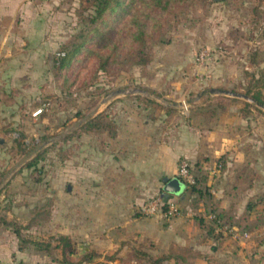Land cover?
I'll return each instance as SVG.
<instances>
[{"label": "rangeland", "instance_id": "374dc122", "mask_svg": "<svg viewBox=\"0 0 264 264\" xmlns=\"http://www.w3.org/2000/svg\"><path fill=\"white\" fill-rule=\"evenodd\" d=\"M91 1L38 0L44 5V19L54 38L53 52L49 46L47 59L34 60L33 76L21 78L24 86L32 84V92L15 96L6 93L7 120L0 123V227L19 232L20 241L25 244L49 243V251H40L46 256V264H102L107 261L103 255L114 251L122 259L109 260L110 264H148L127 259L130 244L137 245L145 237L155 243L153 248H147L153 256L171 248L193 264H228L223 257V245L218 242L222 241L219 239L223 233L218 230L206 236L219 249L212 256L209 250H183L180 248L184 247L168 244L167 235L151 237L142 232L143 228L154 229L149 218L156 215L160 216L158 226L164 227L178 214L189 213L195 220L206 219L203 229L207 233L212 223L208 214L217 211L210 204L208 186L205 185L204 194L196 200L190 189L184 194H170L180 206L177 215H164V206L155 213L147 211L149 202L161 197V173H156L147 194L146 189L130 188L129 198L111 202L110 197H116L122 189L115 187L112 191L110 175L101 176L95 171V136L92 132L85 135L83 127L102 104L107 105L100 112L107 109L114 115L116 110L117 117L126 110L131 111L134 103L138 105L133 106V112L145 109L146 100L137 90L149 89L152 84L177 90L155 92L169 102L181 93L184 109H189L191 100L201 103L204 97H196L197 93L211 87H233L242 92L251 86L254 91L260 88L264 94L262 80L258 79L264 73V0H229L228 3L196 0L168 25L169 41L153 44L152 59L145 66L131 65L113 75H105L96 69V57L84 51L71 66L61 70L57 67L56 52L62 48L69 50L73 41H81L95 25L88 21L93 9ZM201 47L212 52V59L204 64L196 59ZM174 67L180 76L154 78L151 75ZM198 68L200 72L196 73ZM212 73L220 77L217 80L207 77ZM224 74L229 75L223 80ZM116 89L121 92L112 98ZM109 100L113 103L118 100L117 109L111 108ZM38 107L43 112L33 115L32 111ZM146 109L153 111L152 106ZM254 113L264 117L256 110ZM85 145H88L86 149ZM85 159L90 163L88 172L81 170ZM193 172L197 173L194 166ZM135 192L142 197L139 202L132 196ZM60 234L70 235L73 252L61 253V246L53 239ZM122 241L127 244L118 250ZM38 246L34 244L35 249ZM90 250L102 255L91 254L85 258ZM178 262L183 261L178 259ZM164 264H175V261L168 259Z\"/></svg>", "mask_w": 264, "mask_h": 264}, {"label": "crops", "instance_id": "0c3cea01", "mask_svg": "<svg viewBox=\"0 0 264 264\" xmlns=\"http://www.w3.org/2000/svg\"><path fill=\"white\" fill-rule=\"evenodd\" d=\"M43 8L38 0H0V123L7 120L6 93L15 96L32 92V84L24 86L21 78L33 76L34 60L47 59L49 46L53 52L54 38L44 19ZM198 71L199 68L196 73ZM177 72L175 67L164 68L151 75L154 78L180 76ZM218 75L212 73L207 77L217 80ZM211 88L201 89L196 97L219 95L218 98L226 102H222L224 110L210 128L194 124L190 117L197 100L189 101V109H184L181 93L172 102L155 93L176 92L175 89L153 84L149 89L139 88L138 93L154 102L146 101L145 109L133 112V106L138 105L134 103L131 111L126 110L118 117L115 110V131L92 132L95 136L94 169L101 176L110 175L112 191L115 187L122 189L116 197H110L111 202H120L129 198L127 190L130 188L146 189L147 194L156 173L163 174L161 179L164 175L174 176L179 160L188 159L197 173H206L205 185L210 191L212 209L216 208L224 217L223 237L218 241L223 245L224 260L228 264H264V117L254 113L256 110L264 115V105L210 92ZM224 89L236 91L233 87ZM120 91L116 89L112 98L119 96ZM108 103L117 109L119 102L109 100ZM106 105L102 104L96 113ZM150 106L153 111L146 109ZM85 135L90 133L85 132ZM89 167L85 159L81 170L88 172ZM132 196L137 202L142 198L136 192ZM159 218V215L149 218L154 229L143 228L142 232L151 237L167 235L168 244L197 252L209 250V256L219 252L215 243L206 237L198 218L189 217V213L178 214L164 227L158 226ZM19 236L0 227V264L11 260L17 264H46V256L40 254L42 250L35 249L34 243H22Z\"/></svg>", "mask_w": 264, "mask_h": 264}, {"label": "trees", "instance_id": "16d2710c", "mask_svg": "<svg viewBox=\"0 0 264 264\" xmlns=\"http://www.w3.org/2000/svg\"><path fill=\"white\" fill-rule=\"evenodd\" d=\"M196 0H92V13L88 14L89 23H94V27L90 29V34L85 36L81 41H73L72 47L69 50L65 48L59 49L56 52L57 67L66 69L77 60L78 55L86 52L87 55L96 57V69L105 75H113L115 72L127 68L131 65L145 66L153 56V44L155 42L169 41L168 25L173 22L178 13L184 11ZM228 3L229 0H223ZM94 36H96L94 38ZM261 87H264V73L261 74ZM256 79V80H258ZM246 95L253 98L256 102L264 105V94L262 90H252L251 86H247L244 91ZM207 95L201 103L196 104L191 108L190 117L194 124L212 127L218 118V114L224 110L222 101L218 98ZM148 102H154L153 99L144 96ZM234 99V98H233ZM214 100V101H213ZM248 111V110H247ZM43 112V108L42 111ZM115 119L109 110L99 112L91 116L84 124L85 132H113L115 131ZM219 163V162H218ZM221 164V163H219ZM194 182L187 183L188 189L191 190V195L196 199H200L204 194L203 182H205V174L194 173ZM162 204L166 206V198L162 199ZM220 219L223 218L221 212L211 211ZM199 224L204 226L205 219L198 217ZM223 221V220H222ZM224 222V221H223ZM207 230V235H211L214 231L212 224H218V232H222L221 222L212 219ZM19 233V232H18ZM216 233L215 236H218ZM61 246V253L73 252L71 247V237L68 234H60L58 237H53ZM147 241L148 243H146ZM32 243L38 246L37 241ZM127 244L122 241L118 250ZM49 243L44 246H38V249L49 251ZM68 246V249L66 250ZM130 249L127 253V259L145 261L148 264H164L168 259H174L175 264H193L188 261L187 257L176 252L175 250L164 251L156 256L151 255L147 248H153L155 243L149 237L139 241L137 245L130 244ZM188 250V248H180ZM117 251L112 254L103 255L107 261L102 264H110L108 261L122 259L117 256ZM102 255L94 250L88 251L85 258L90 255ZM181 259L183 262H178ZM131 264V263H130Z\"/></svg>", "mask_w": 264, "mask_h": 264}, {"label": "built area", "instance_id": "2783aa9c", "mask_svg": "<svg viewBox=\"0 0 264 264\" xmlns=\"http://www.w3.org/2000/svg\"><path fill=\"white\" fill-rule=\"evenodd\" d=\"M196 59L200 64H204L212 59V52L210 49L207 47H201L196 54ZM42 111L41 107H38L37 109L32 111L33 115H37ZM220 164L217 165L219 167ZM176 175L179 176L182 180H184L186 183H193L194 182V172H193V166L190 163V161L186 158H181L178 162L177 166V172ZM162 197H155L153 198L148 206H147V211L150 213H155L156 210L160 209L163 204H162ZM180 206L177 201H175L172 197H167L166 198V206L165 210L163 211V214L166 216L170 215H177L179 213ZM209 217L211 219H216L217 222H221L222 225L220 226L222 229L224 227L223 221L217 217L215 213H210ZM216 230L219 229L218 224H215ZM6 264H17V262L11 260L7 262Z\"/></svg>", "mask_w": 264, "mask_h": 264}, {"label": "water", "instance_id": "95a60500", "mask_svg": "<svg viewBox=\"0 0 264 264\" xmlns=\"http://www.w3.org/2000/svg\"><path fill=\"white\" fill-rule=\"evenodd\" d=\"M210 92L237 96V97H241L243 99L249 100V101H254L253 98L246 95L245 93L237 92V91H233L229 89L211 88ZM259 105L261 106V104ZM0 142H2V140H0ZM161 181H162V186H161V197L162 198H167L170 194H175V195L184 194L188 190L187 183L177 175H174V176L164 175Z\"/></svg>", "mask_w": 264, "mask_h": 264}]
</instances>
